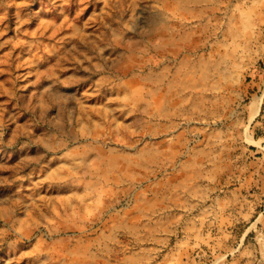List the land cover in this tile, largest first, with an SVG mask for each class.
I'll use <instances>...</instances> for the list:
<instances>
[{"label":"rangeland","instance_id":"1","mask_svg":"<svg viewBox=\"0 0 264 264\" xmlns=\"http://www.w3.org/2000/svg\"><path fill=\"white\" fill-rule=\"evenodd\" d=\"M0 264H264V0H0Z\"/></svg>","mask_w":264,"mask_h":264}]
</instances>
